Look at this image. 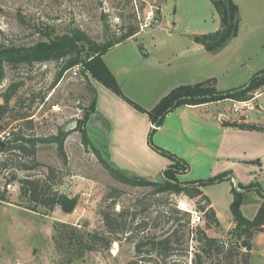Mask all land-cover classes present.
<instances>
[{
	"label": "rangeland",
	"instance_id": "rangeland-1",
	"mask_svg": "<svg viewBox=\"0 0 264 264\" xmlns=\"http://www.w3.org/2000/svg\"><path fill=\"white\" fill-rule=\"evenodd\" d=\"M259 5L254 2V13ZM150 16H153L152 20L149 19ZM148 22L151 23L150 26L144 27ZM218 26L217 15L208 0H0V44L16 50L15 54L21 50L35 51L48 43L46 36L53 38L68 35L74 29L85 32L91 40L102 45L117 39L128 30L140 32L121 49H114L106 56V60H115L122 49H126L127 55L132 49H141V45L152 51V46L155 45L166 49L167 46L173 47L182 41L188 42L193 34L212 33ZM79 51L82 63L64 72L61 61H44L31 65L22 63L17 68L5 65L4 80L0 86V141L12 130L26 128V120H31L33 132L45 140V143L38 146V161L62 170L64 177L57 188L68 197L77 195L79 201L75 212L71 214L63 213L58 207L53 212L42 208L32 212L27 209L29 202L18 198L19 185L12 183L14 189L7 191L11 204L0 203V264H127L133 260L134 244L125 241V237L119 242H113L109 251L90 252L78 257L75 247L63 236L62 232L68 229L56 232L53 227L55 223H64L76 226L80 232H105L102 212L108 205L105 196L109 188H117L123 192L111 213L116 214L124 208L131 209L137 200L141 201L138 209L147 207L132 225L131 236L152 237L155 234L157 238H162L176 232L177 237L181 236L180 243H183L176 245L175 252L167 258L165 264H195V254H202L197 241L198 232L199 229L204 230L205 225L204 216L197 209L199 198L185 200V196L174 194L150 196L155 190L152 187L122 185L112 180L95 157L83 149L80 134L75 130L80 127L87 131V127L92 126L93 94L87 86L89 84L93 88L97 81L84 69V65L95 53L83 44L79 45ZM261 56L263 55H259L258 60L263 62L260 65L264 64V56ZM261 69L264 66L256 71ZM131 71L132 74L126 78L128 81L124 85L137 100L145 102L152 95L146 96V90L157 86L159 76L143 64ZM261 82H264V75L255 85ZM263 94L264 85L253 92L254 97L258 96L253 101L255 110L244 112L241 117L230 112L231 102L223 101L211 109L224 113L229 121L254 120V124L264 127ZM7 96L10 99L6 103ZM137 103L142 107V104ZM57 106L61 107L59 113L53 111V107ZM23 116L30 117L21 119ZM96 120L94 118L93 122L97 123ZM105 129L108 131V128ZM104 131L101 127L99 134L95 135L101 138L100 133L104 134ZM60 144L66 155L65 166L57 153ZM102 149L105 151V148ZM255 165L259 167V177L256 178L261 185L248 193L242 192L244 196L240 207L243 216L249 220L256 216L260 207H264V168L261 167V160ZM170 166L175 168L172 182L184 184L180 180L182 168L175 163ZM190 167L191 171L183 179L192 181L215 175L203 176L204 173L194 165ZM40 173L41 169L18 173V176L24 178L26 174ZM71 177L74 178L70 179ZM159 179L161 174L153 181L163 182ZM4 183L5 179L0 176V188ZM230 189L229 183L202 187V191L205 190V194L214 201L221 213L229 210L228 203L233 199L232 193H228ZM200 205L203 206L204 202L201 201ZM174 206L185 215L179 216L181 219L178 223L173 222L176 217L170 214ZM220 217L223 221L221 225L205 229V234L224 244L225 252L219 255L212 253L210 257L202 255V264H242V255L247 257V264H250V250L244 246H240L238 250L235 245L229 249L228 244L233 242L228 235L232 228V216L230 220L225 219L224 215ZM141 222H146L147 227L144 232L139 233L135 228Z\"/></svg>",
	"mask_w": 264,
	"mask_h": 264
},
{
	"label": "trees",
	"instance_id": "trees-1",
	"mask_svg": "<svg viewBox=\"0 0 264 264\" xmlns=\"http://www.w3.org/2000/svg\"><path fill=\"white\" fill-rule=\"evenodd\" d=\"M209 1L219 18L220 27L213 33L193 36V41L201 44L207 52L212 53L224 47L237 35L239 16L238 7L232 0ZM135 34H137V31L128 30L117 39L102 45L91 40L85 32L74 29L68 35L55 36L53 38L51 36H46L48 41L47 44H44L35 51L21 50L17 54H15L16 50L10 49V47L1 43L0 86L4 80L5 65H9L11 68H17L22 63L31 65L38 62L42 63L44 61H61L63 63V72L78 67V65L82 63L79 51L80 44L88 46L91 51L95 53L92 59L84 65L85 71L98 83L102 84L112 93L126 101L136 111L146 115L150 123L156 127H159L163 118L177 106L204 105L226 99L247 101L252 99L253 92L256 89L264 85V82L255 85L256 81L264 75V70L256 73L252 76L247 85L238 89L219 91L215 86L214 80H207L195 85H182L170 90L152 109L146 110L123 95L117 81L102 59V56L107 51ZM57 79L58 77L55 81H57ZM87 87L93 94L91 102L93 113L96 91L89 84ZM9 99V96H7L6 103ZM28 117L30 116H23L21 119H26ZM25 123L27 126L26 128L19 127L17 130H12L7 133L8 135L4 137L3 141H0V176L5 179L3 187L0 188V203L11 204L5 186L16 182L19 185L18 198L29 202V205L27 206L29 211L37 212L38 208H42L48 212H53L54 209L58 207L63 213L71 214L78 205V196L74 195L68 197L66 194H63L56 189L61 184L64 173L58 168L38 161V146L45 143V140L33 132V124L31 120H26ZM232 126L242 130L264 133V127H260L257 124L240 122L233 123ZM75 131L80 134V141L83 149L95 157L100 167L112 180L129 187H152L155 190L150 196L174 194L185 196V200L199 198L197 209L203 214L205 225L204 230L199 229L198 232L197 241L200 243L202 254H195V264H202V255L210 257L212 253L219 255L225 252L224 244H221L216 239L210 238L205 234V229H209L211 226H218L219 224L214 209L210 207V201L203 195L202 187L222 182L225 177L230 175V172L205 180L174 184L172 181L174 179L173 174L175 168L169 166V168L163 172V182L138 180L108 163L102 157L99 150L94 147L84 129L79 127L78 130ZM154 131L155 129L151 128L149 133L150 147L158 153L170 158L172 163L181 167V173L185 172L187 169L186 163L169 152L153 145L151 136ZM57 153L63 166H65L67 160L62 144L58 145ZM40 169L42 170V173L40 174H26L24 178H19L18 176V173H30ZM170 173L172 174L169 175ZM231 178L232 177H229V180H231ZM258 187L259 185L256 183L247 186L238 184V189L244 190L245 193ZM122 194L123 192L117 188H109V191L105 196V200L108 202V205L102 212V221L105 232H88L86 230H84L85 232H80L77 230L76 226H68L64 223H55L53 225L55 231L61 232L62 230L68 229L66 232H62L64 233L63 236L65 239H68L70 245L75 247L76 256L78 257H82L85 253L90 252L109 251L113 242H119L122 240V237H125V241L134 244L135 253L134 259L127 264H165L167 258L175 252L176 245L183 243H180V241H182L180 239L181 236L177 237L176 232H173L162 238H157L154 234L152 237H138L136 235L135 239L131 236L132 234H130L132 232L131 227L136 223L138 215L144 213L147 210V207L145 206L141 208V210L138 209L139 205H141V201L137 200L131 209L124 208L116 214L111 213V209L115 206L117 199ZM232 194L233 201L230 204L232 228L228 231V235L233 242L228 244L229 249L235 245L238 250L240 246H244L249 251L251 250V240L254 234L261 232L264 229V207H260L256 216L252 220H249L243 216L240 210L244 193H239L233 188ZM201 201L204 202L203 206L200 205ZM170 214L173 217H176L173 221L174 223L180 221L181 217L179 216H185L183 212L175 206L173 210H170ZM146 227L147 223L141 222L136 225L135 231H138L139 233L144 232ZM241 262L242 264H247V257L242 255ZM173 264L178 263L174 262Z\"/></svg>",
	"mask_w": 264,
	"mask_h": 264
},
{
	"label": "crops",
	"instance_id": "crops-1",
	"mask_svg": "<svg viewBox=\"0 0 264 264\" xmlns=\"http://www.w3.org/2000/svg\"><path fill=\"white\" fill-rule=\"evenodd\" d=\"M232 1L237 5L240 16L238 32L231 41L215 52H207L201 44L195 43L193 36L196 35L193 34L188 42L182 41L173 47L161 49L155 45L152 46V51L141 45V49H132L129 55L126 49H122L115 60H106L111 51L121 49L140 32L107 51L102 59L123 95L131 101H136H133L136 104L138 101L144 109L149 110L170 90L178 86L214 80L216 88L225 91L247 85L252 76L264 70L256 71L257 68L264 66L260 65L263 61L258 60L259 55L264 56V2H261L264 0ZM254 2L260 4L256 7L255 13ZM219 27L220 23L213 32ZM140 64L146 65L159 76L157 86L146 90V96L152 94L149 97L150 101L149 98L145 102L137 100L124 85L128 81L126 78L132 74L131 70ZM93 88L96 91V98L90 120L92 126L87 127L86 132L94 147L108 163L125 174L150 182H155L154 178L161 174L159 179L161 181L163 172L172 165V161L150 147L149 133L152 124L148 117L136 111L102 84L96 82ZM132 92L135 93L133 90ZM219 103L222 102L177 106L163 118L159 127H156L151 141L154 146L186 163L187 169L180 175L182 182L198 181L183 179L186 177L185 174L191 171L190 165H194L198 171L204 173L203 176L215 174L208 178L226 172L232 173L233 175L230 174L220 182L229 183L231 189L228 193H232L234 188V182L232 179L229 180V177L242 186L253 182L260 186L261 182L256 178L259 177L257 173L259 167L255 163L261 160V167L264 168V133L232 126L233 123L241 121L239 119L229 121L224 113L211 109ZM94 118L97 119V123L93 122ZM242 122L254 124V120ZM101 127L105 131L104 134L100 133V138L95 134H99ZM105 128H108V131ZM96 141H99V145L94 143ZM102 148H105V151ZM203 195L210 201V207L214 209L219 225L223 222L221 215L230 220V204L233 199L228 203L229 210L221 213L214 201L205 194V190ZM250 251L252 254L250 264H264V230L254 234Z\"/></svg>",
	"mask_w": 264,
	"mask_h": 264
},
{
	"label": "built area",
	"instance_id": "built-area-1",
	"mask_svg": "<svg viewBox=\"0 0 264 264\" xmlns=\"http://www.w3.org/2000/svg\"><path fill=\"white\" fill-rule=\"evenodd\" d=\"M151 17V18H150ZM149 19L152 20L153 16H150ZM155 22L157 23V20H155ZM150 22H148L147 24L144 25V27L148 28L150 26ZM258 96H253L252 99L247 100V101H238V100H231V99H226L223 101H227V102H231L232 104V108L230 109V112L233 114L238 115L239 117L244 116V112H253L255 110V106L253 101L257 98ZM223 101H219V102H223ZM53 111L55 113H59L61 112V107L57 106V107H53ZM153 129H156L155 125H152ZM74 177H71L70 179H73ZM5 189L7 191L13 190L14 186L12 184H8L5 186ZM84 195V194H83ZM82 195V196H83Z\"/></svg>",
	"mask_w": 264,
	"mask_h": 264
},
{
	"label": "water",
	"instance_id": "water-1",
	"mask_svg": "<svg viewBox=\"0 0 264 264\" xmlns=\"http://www.w3.org/2000/svg\"><path fill=\"white\" fill-rule=\"evenodd\" d=\"M234 182V189L235 191L239 192V193H242L244 192V190H241V189H238V183L236 182V180H234L233 178H231Z\"/></svg>",
	"mask_w": 264,
	"mask_h": 264
}]
</instances>
